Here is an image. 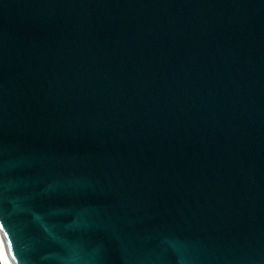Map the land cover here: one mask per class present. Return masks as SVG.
Masks as SVG:
<instances>
[{"label":"water","instance_id":"95a60500","mask_svg":"<svg viewBox=\"0 0 264 264\" xmlns=\"http://www.w3.org/2000/svg\"><path fill=\"white\" fill-rule=\"evenodd\" d=\"M0 173L5 264H264V0H0Z\"/></svg>","mask_w":264,"mask_h":264},{"label":"snow or ice","instance_id":"6c2138e0","mask_svg":"<svg viewBox=\"0 0 264 264\" xmlns=\"http://www.w3.org/2000/svg\"><path fill=\"white\" fill-rule=\"evenodd\" d=\"M2 179V173H0ZM73 201H81L83 197L70 195L67 197ZM3 202V194L0 193V203ZM93 210L85 206L83 203H73L71 207H60L56 209H49L46 212L36 214L35 219L40 224V227L48 233L50 239L60 244L62 249L71 253L78 248L76 242L67 237L68 232L84 231L95 227V221L92 218ZM62 217L59 222H52L53 218ZM3 227V224H0ZM174 251H178L175 247V241L167 242ZM177 264H183L178 261Z\"/></svg>","mask_w":264,"mask_h":264},{"label":"bare ground","instance_id":"6f19581e","mask_svg":"<svg viewBox=\"0 0 264 264\" xmlns=\"http://www.w3.org/2000/svg\"><path fill=\"white\" fill-rule=\"evenodd\" d=\"M1 258V257H0ZM1 262H2V264H5L4 262H3V260H2V258H1Z\"/></svg>","mask_w":264,"mask_h":264},{"label":"clouds","instance_id":"9594fccd","mask_svg":"<svg viewBox=\"0 0 264 264\" xmlns=\"http://www.w3.org/2000/svg\"><path fill=\"white\" fill-rule=\"evenodd\" d=\"M0 261H1V258H0ZM0 264H2V263L0 262Z\"/></svg>","mask_w":264,"mask_h":264}]
</instances>
